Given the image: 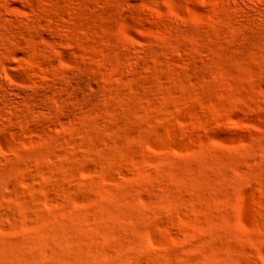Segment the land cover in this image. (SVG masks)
<instances>
[{
	"label": "rangeland",
	"instance_id": "1",
	"mask_svg": "<svg viewBox=\"0 0 264 264\" xmlns=\"http://www.w3.org/2000/svg\"><path fill=\"white\" fill-rule=\"evenodd\" d=\"M0 264H264V0H0Z\"/></svg>",
	"mask_w": 264,
	"mask_h": 264
},
{
	"label": "bare ground",
	"instance_id": "2",
	"mask_svg": "<svg viewBox=\"0 0 264 264\" xmlns=\"http://www.w3.org/2000/svg\"><path fill=\"white\" fill-rule=\"evenodd\" d=\"M12 94L16 95V96H19V97H24L25 96V93L24 91H21V90H13L12 91Z\"/></svg>",
	"mask_w": 264,
	"mask_h": 264
}]
</instances>
